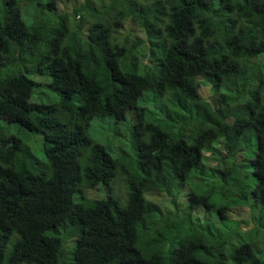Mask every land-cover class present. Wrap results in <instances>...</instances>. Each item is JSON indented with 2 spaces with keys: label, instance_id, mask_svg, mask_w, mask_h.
<instances>
[{
  "label": "trees",
  "instance_id": "obj_1",
  "mask_svg": "<svg viewBox=\"0 0 264 264\" xmlns=\"http://www.w3.org/2000/svg\"><path fill=\"white\" fill-rule=\"evenodd\" d=\"M58 1L0 0V264H264V0Z\"/></svg>",
  "mask_w": 264,
  "mask_h": 264
},
{
  "label": "rangeland",
  "instance_id": "obj_2",
  "mask_svg": "<svg viewBox=\"0 0 264 264\" xmlns=\"http://www.w3.org/2000/svg\"><path fill=\"white\" fill-rule=\"evenodd\" d=\"M42 1H47V0H42ZM67 3L62 0L60 3L59 1L57 2V6L59 8L62 7H66ZM20 6L21 7H25L26 6V3L24 2V0H20ZM28 7H30V4L28 5ZM22 17L23 19L26 21V22H29V19L28 17L24 14V9H22ZM126 22L124 24V26L126 28H129L131 29L136 35L139 34V31L136 29V27L130 23ZM122 30V29H121ZM127 33V31H126ZM35 80L36 82L38 83L32 93H31V96H30V101L31 102H38V103H50V102H54L57 103L59 101V95L54 92L50 86H49V83L51 81V78L49 75L47 74H34V75H31ZM200 92H201V97L203 98V100H206V101H209V102H213L214 101V96L213 94L211 93V91L208 89L207 86L205 85H202L201 88H200ZM149 95V94H147ZM150 100L148 102V105L153 104V103H156V101L153 99V97L150 95ZM152 106V105H151ZM155 111V110H154ZM156 113L159 112L158 110L155 111ZM115 120L112 119L111 117H106V116H95L92 120H91V124L89 126V133H90V136L99 141V140H104L106 142H103L105 143L107 146H109V149L112 153H119L121 150H126V151H129V138L127 137L128 135V128L127 130L125 129V127H127L128 124L131 123V121H129L127 118L125 120H123L121 123H119V125L121 126V128L119 127V130H118V133L115 134L114 133V130H112V127L114 128L115 127V124H114ZM3 124H6L4 121H3ZM114 124V125H113ZM19 129H16L14 127H11L9 130L7 129V132L8 133H11V134H14V135H17V136H20V133H19ZM114 134L115 137L112 135ZM33 140H36L38 141L39 138V134L38 133H35V134H30V136ZM38 145L37 146H33V150H34V153L40 158V159H43L44 158V155H43V152L41 150V144L43 143V141H39L36 142ZM214 145L217 147V148H220V145L218 143H214ZM221 154H224V152L221 150L220 151ZM204 154L207 156L209 154V152L206 150L204 152ZM251 155H253V153H250ZM244 156L246 154H243ZM209 162H211L212 164H215L216 163V160H213V159H209ZM115 180H113L111 182L112 185L113 182ZM110 184V185H111ZM98 191L97 190H94V189H89L86 191V195L88 197H95L96 195H98ZM108 190L107 192L105 193L108 194ZM112 193L114 196L116 197H119L120 199H124V194L123 195H120L118 189L116 188V185H114V188H112ZM156 194V193H154ZM104 195V196H105ZM80 197H81V194H77L75 196V200H80ZM151 197V196H149ZM165 205V204H163ZM233 213H240L241 216H242V219L244 220H247V222H249L247 224L248 228L252 226V223L253 221L251 220V212L249 210H247L246 207H238L235 211H233ZM250 220V221H249ZM242 227L246 228V224L245 223H242L241 224ZM261 229L259 227V229L257 230L256 233H260ZM262 233V232H261ZM74 244V241L72 242ZM45 245V244H44ZM43 245V248L44 249H47V247H45Z\"/></svg>",
  "mask_w": 264,
  "mask_h": 264
},
{
  "label": "clouds",
  "instance_id": "obj_3",
  "mask_svg": "<svg viewBox=\"0 0 264 264\" xmlns=\"http://www.w3.org/2000/svg\"><path fill=\"white\" fill-rule=\"evenodd\" d=\"M220 142V140H217L215 143H218L219 145H220V148H217L216 147V149H217V154L219 155V156H222V154H221V150L224 152V150H223V148H222V144H220L219 143ZM215 146V145H214ZM215 160V159H214ZM217 162V161H216ZM250 221V220H249ZM253 221V220H252ZM249 223V222H248ZM254 226V221H253V223H252V226L251 227H249L248 229H250V228H252ZM63 244H64V246H63V248L66 250V251H68V249H70L71 248V240H69V241H67V240H64L63 239Z\"/></svg>",
  "mask_w": 264,
  "mask_h": 264
}]
</instances>
